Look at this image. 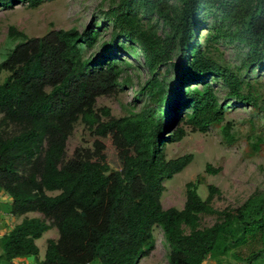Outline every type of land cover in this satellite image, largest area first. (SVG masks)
I'll list each match as a JSON object with an SVG mask.
<instances>
[{
  "label": "trees",
  "instance_id": "16d2710c",
  "mask_svg": "<svg viewBox=\"0 0 264 264\" xmlns=\"http://www.w3.org/2000/svg\"><path fill=\"white\" fill-rule=\"evenodd\" d=\"M50 1L0 0V8L22 2L35 8ZM176 1L175 14L167 0H120L107 13L116 31L111 50L119 48L120 37L134 42L151 70L170 60L173 48L178 52L170 64L172 94L152 76L140 90L149 104L118 118L107 108L94 109L97 97L117 90L121 72L116 55L82 57L81 48L97 41L94 20L81 31L54 29L41 37L8 28L7 38L16 42L0 61V72L7 73L0 83V191L10 198V215L35 212L41 218L24 217L0 237V264L37 256L34 242L50 229L57 236L46 240L36 264H138L153 250L155 226L168 248L167 264H232L223 261L229 254L233 263L256 264L264 256V245L237 254L264 234V191L253 192L238 207L215 210L210 200L218 191L207 185L202 200L195 184L187 182L181 209L163 210L160 204L164 181L192 160L191 154L165 159V147L185 134L177 123L205 133L223 120L224 108L207 80L219 79L229 98L255 105L249 90L242 92V80L194 42L197 24L212 8L237 25L248 62L263 61L264 0ZM147 11L168 27L163 38L141 25L140 13ZM192 81L201 89L180 90ZM76 122L90 148L76 149L65 160L64 144ZM221 134L231 141L227 125ZM203 172L217 170L206 164ZM202 215L215 220L200 228Z\"/></svg>",
  "mask_w": 264,
  "mask_h": 264
},
{
  "label": "rangeland",
  "instance_id": "374dc122",
  "mask_svg": "<svg viewBox=\"0 0 264 264\" xmlns=\"http://www.w3.org/2000/svg\"><path fill=\"white\" fill-rule=\"evenodd\" d=\"M119 1L53 0L43 2L35 8H29L25 2L15 4L10 9L0 8V61L16 42L7 38L9 27L27 37H41L54 29L74 28L81 31L92 19L96 23L97 41L92 48H81L82 57L97 59L100 55H116L115 62L121 71L117 90L110 95L97 97L94 109L107 108L110 116L115 118L137 113L149 104L140 94V90L152 76L163 82L167 95L170 91L172 94L174 71L170 64L177 60L178 52L173 48L170 60L151 70L134 42L120 37L116 40L119 48L111 50L109 41L116 31L111 24V16L107 13L114 10ZM167 8L175 14L177 1L167 0ZM140 14L141 25L152 30L156 37L163 38L168 33V27L153 11ZM194 34V42L208 58L232 71L242 80V92L248 89L255 99V105L242 104L229 98L219 79L207 80L217 103L224 108L223 120L205 133L192 131L183 123H177L176 127H181L185 134L179 142L165 147V159L191 154L192 160L181 172L164 181L160 204L163 210L181 209L184 185L193 182L196 193L202 200L207 196V185L218 191L210 200L213 209L235 208L253 192L264 191V60L250 64L247 58L248 48L238 39L237 25L228 18L221 17L220 13L214 12L212 8L208 16L197 24ZM6 74L0 72V83ZM186 89L200 90L201 85L192 81L188 88H180L182 92ZM224 125L229 128L230 142L222 138L221 129ZM82 131L83 126L76 122L64 144L65 160L70 159L76 149L90 148V144L82 141ZM206 164L211 171L217 172L205 174L203 171ZM55 194L47 193L49 196ZM214 220V216L202 215L199 217V227L210 226ZM52 234L56 235L54 229L36 242L40 250V260L43 256L44 240ZM152 237L153 250L138 264H167L168 248L161 230L156 226L152 229ZM262 245L264 234L257 243L240 248L237 254L246 256L251 250L259 249ZM223 261L244 264L233 263L235 260L231 254L224 257ZM89 264L98 263L94 261ZM203 264L213 263L205 261ZM256 264H264V256L258 259Z\"/></svg>",
  "mask_w": 264,
  "mask_h": 264
},
{
  "label": "crops",
  "instance_id": "0c3cea01",
  "mask_svg": "<svg viewBox=\"0 0 264 264\" xmlns=\"http://www.w3.org/2000/svg\"><path fill=\"white\" fill-rule=\"evenodd\" d=\"M9 204H10V198L7 196V194L0 191V237L4 234L8 233L24 217H26V218H31V217L41 218L40 215L38 213H35V212L26 213V214L19 216V217L12 216L6 210V207ZM49 231H52V229L48 230L44 234H47ZM44 234H42V236ZM56 236L57 235L52 234V236L46 237L44 240V248H45L46 240H54L56 238ZM39 239L35 240V242H34L35 245ZM36 247H37V245H36ZM37 250H38L37 256H35V257L34 256H24V257L16 258V259L12 260L10 264H36L37 261H40V259H39L40 250L38 247H37ZM43 253H44V250H43Z\"/></svg>",
  "mask_w": 264,
  "mask_h": 264
}]
</instances>
